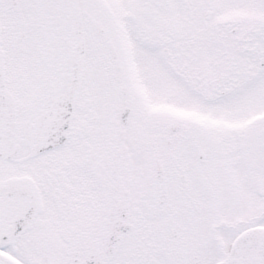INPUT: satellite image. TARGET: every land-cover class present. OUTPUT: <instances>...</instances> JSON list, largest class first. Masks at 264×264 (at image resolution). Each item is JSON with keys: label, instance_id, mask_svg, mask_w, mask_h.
Wrapping results in <instances>:
<instances>
[{"label": "snow or ice", "instance_id": "obj_1", "mask_svg": "<svg viewBox=\"0 0 264 264\" xmlns=\"http://www.w3.org/2000/svg\"><path fill=\"white\" fill-rule=\"evenodd\" d=\"M0 264H264V0H0Z\"/></svg>", "mask_w": 264, "mask_h": 264}]
</instances>
